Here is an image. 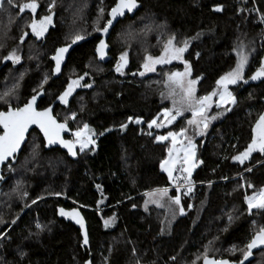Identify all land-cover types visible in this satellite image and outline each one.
<instances>
[{
  "label": "trees",
  "instance_id": "trees-1",
  "mask_svg": "<svg viewBox=\"0 0 264 264\" xmlns=\"http://www.w3.org/2000/svg\"><path fill=\"white\" fill-rule=\"evenodd\" d=\"M51 2L38 0L37 18L49 13ZM138 2L141 7L135 16L126 17L112 30L108 62L94 55L100 37L93 29L99 10L104 9L102 27L115 0H56L54 25L41 39L28 32L27 12L20 14L7 3L0 8V64L13 49L21 53L17 66L9 63L0 69V95L15 86L7 97L15 108L36 94L34 89L42 91L38 108L43 109L58 100L69 79L87 72L81 84L92 86L77 88L68 104L59 102L54 113L67 122L69 139L84 123L97 134L94 147L77 149L76 156L70 157L60 149L45 151L41 136L32 131L21 154L3 168L0 234L7 238L0 239V264H84L88 259L91 264H201L206 246L212 249L210 257L235 262L241 253L229 250L243 248L264 225V212L253 209L249 214L244 201L245 195L264 187V155L253 152L243 164L232 159L250 143L252 128L264 113V80L230 86L237 103L196 140L199 163L190 179L198 185L187 196L181 191L185 215H178L164 231L163 211L147 204L143 194L170 184L160 169L169 144L157 142V131L148 127L169 106L160 98L161 69L138 74L144 56H159L163 43L174 35L175 42H189L184 60L191 66V79L199 77L198 96L211 92L216 80L235 67L234 48L241 43L250 53L247 79L260 66L264 52V0ZM217 6L222 10L215 11ZM6 8L13 12L7 20ZM77 33L87 40L72 44ZM67 45L72 46L67 62L60 77L52 79L51 57ZM125 50L128 64L121 75L115 65ZM181 68L179 63L167 69ZM11 76L13 86L7 82ZM45 76L48 79L41 89L38 86ZM8 106L0 102L1 110ZM187 115L163 132L180 130ZM130 116L142 122H130ZM121 124L127 127L121 129ZM249 182L255 187L249 189ZM60 206L80 208L87 224V245L77 228L57 218ZM105 220L112 224L105 226ZM37 223L46 226L44 230L37 229ZM244 264H264V247L253 249Z\"/></svg>",
  "mask_w": 264,
  "mask_h": 264
},
{
  "label": "snow or ice",
  "instance_id": "snow-or-ice-1",
  "mask_svg": "<svg viewBox=\"0 0 264 264\" xmlns=\"http://www.w3.org/2000/svg\"><path fill=\"white\" fill-rule=\"evenodd\" d=\"M56 0L48 5V15H44L39 19L35 18L38 9V0H26V2L15 3L14 0H7V4L12 7L18 8L20 14H24L25 11H29L32 14L31 23L27 25L31 29L33 35L38 39L47 31L48 26L52 23V9L55 7ZM4 4V0H0V7ZM138 0H116L115 5L111 7L110 11L107 13L108 19L103 23V26H99L100 20L103 19L104 9L99 10V15L97 20L94 22V31L101 33L102 35L109 32V28L113 25V21L117 17H122L125 12L131 13L134 9L138 8ZM215 11H221V7L217 6ZM262 22H264V16L261 17ZM11 18L9 23H11ZM150 30V29H149ZM27 35L24 32L20 36L21 43L24 41V37ZM129 35H131L129 33ZM199 36V34H197ZM85 36L80 33L75 34L72 37V44L77 41L84 40ZM188 40L182 42H175V36H169V38L163 43L162 50L159 56H153L146 54L144 56L143 63L141 64V71L138 72L140 76H144L146 73L155 72L157 65L170 64L172 61L176 60L184 64V71H170L164 73L166 79L164 84L167 91V98L172 100L173 107L163 109V120L158 122V118H153L149 123L148 127L153 126L157 128L167 127V125L172 124L176 121L177 117L183 116L185 112L191 113V119L187 120V125L193 130L194 135H203L205 130L208 128L211 120H215L217 115H210L209 111L213 104L217 108H221L225 105H234L237 103V99L233 94V91L229 89L230 85H238L241 81L243 83H248V80H264V59L261 60L260 66L245 79V68L249 64L250 53L246 51L245 45L239 44L234 51L237 55L236 65L231 68L228 72L224 73L219 79L216 80V88L211 92L198 96L196 93V84L199 77L196 79H191V66L184 60L183 53L187 50ZM182 44V46H180ZM71 45L59 47L56 49L55 54L51 57L55 61V67L53 73H58L61 70V63L65 58V54L68 53ZM108 49V44L105 39L101 38L96 45L95 51L99 59L103 60L107 55L106 50ZM21 57L17 54V50L13 49L7 56L3 57L5 61H11L13 64L19 63ZM128 64V51H122L119 58L117 59L115 65V71L124 75V68ZM136 75L137 73H132ZM23 74H21L22 76ZM89 73L85 72L83 76H79L76 79H69L67 86L64 91L60 93L57 97L61 104L67 105L69 97L73 92L79 87H91V84L84 83L85 76ZM48 77L45 76L41 84L38 86L43 89L44 83L47 82ZM15 88V86H14ZM13 89H10L0 95V102L7 103L9 106L6 111H0V165H3L10 157H14L17 150L20 148L22 142L25 139V134L28 132L32 125H35L43 133L44 139L47 145L59 144L63 148L67 149L68 154L71 156H76L75 149L77 146L79 150L83 152L90 145L94 146L96 140L94 137L97 135L94 129L90 128L87 123H84L82 127L76 128L71 132L73 139H64L62 133L68 132L69 127L67 122H58L57 119L52 114L51 107L39 109L36 107L37 96L41 95V92H36L34 89V94L22 107L13 108L10 101L7 99ZM164 97L165 93H161ZM214 98H216L214 100ZM230 108H225V111H230ZM76 114L72 113V119H75ZM130 122H135L137 124L142 121L140 118L128 117ZM121 129L127 127V124H121ZM106 129L105 131H109ZM188 127H180V130L169 131L166 135L156 136L157 141L171 140V147L167 149L168 157L160 162V168L163 172L167 173L169 182L175 183L176 194L174 196H169L168 188H161L153 190L151 193H145L146 196L154 197L151 201L155 203L158 207H163L160 203L161 197H167L172 203H174L181 214L184 213V207L181 205V190L183 189V195L187 196L193 191V182L190 179L192 176L193 169L197 166L199 161L196 159V144L193 142V137L188 134ZM104 133H100L103 135ZM151 135V133H149ZM259 152L264 155V113L260 114L259 118L256 120L255 125L252 128L251 141L248 143L247 147L239 152L237 155L233 156L234 161H238L243 164L245 160H248L253 152ZM251 171V168L246 169ZM180 173V175H174V173ZM0 179H3L0 176ZM178 181H183L179 183ZM249 189L255 186L252 183H247ZM99 190L100 185H96ZM15 191V189H14ZM27 196V193H23ZM55 195H60V193H55ZM244 201L247 205V210L249 214L252 213L253 209L264 212V187H260L258 190L253 191L251 195H245ZM32 203H36L35 200ZM147 203V201H146ZM80 207H84L81 205ZM190 208L191 205H188ZM60 216L64 218H71L76 224L80 226L81 234L83 236V245L89 243L88 234L85 230L84 218L81 216L80 211L76 208L71 210H65L64 208L58 209ZM232 217L229 216V220ZM16 221L13 220L14 224ZM109 220H105V225L109 224ZM0 223H4L0 219ZM37 229L41 231L44 230L46 226L39 223L36 224ZM7 238L6 235L0 234V239ZM211 243V242H210ZM258 247H264V225H261L257 231L254 232L251 239L244 245L243 248H237L233 246L229 251L235 253L239 251L241 253V259L238 261H229L227 259H216L209 256V251H212L208 246L205 247L203 253V264H244L251 254L252 250ZM21 257L25 255L21 251ZM174 259V258H173Z\"/></svg>",
  "mask_w": 264,
  "mask_h": 264
},
{
  "label": "rangeland",
  "instance_id": "rangeland-1",
  "mask_svg": "<svg viewBox=\"0 0 264 264\" xmlns=\"http://www.w3.org/2000/svg\"><path fill=\"white\" fill-rule=\"evenodd\" d=\"M39 5V4H38ZM26 12L28 13L27 15H26V17H25V20L27 21L26 22V26L29 24V23H31V19L33 18L32 17V14L29 12V11H25V13L24 14H26ZM37 13H39V6H38V9H37V12H36V15H37ZM49 13H47L46 15H48ZM52 14V23L48 26V29L49 28H51L53 25H54V13H51ZM3 15L5 16V19L7 20L8 19V17H7V15H8V8H6L5 9V11H4V13H3ZM36 15H35V18L36 19H39L40 17H42V16H40L39 18H37L36 17ZM44 16V15H43ZM3 23H6V21L5 22H3ZM28 28V27H27ZM48 29H47V31H48ZM47 31L39 38V39H41V38H43L45 35H46V33H47ZM28 32L33 36V37H35L36 39H38L35 35H33L32 34V32H31V29L30 28H28ZM180 46H182V45H180ZM188 48V47H187ZM187 51V50H186ZM186 51L183 53V58H184V55H185V53H186ZM18 53V55L20 56V53L19 52H17ZM9 54V53H8ZM7 53L5 54V56H7L8 55ZM236 58H237V55H236ZM21 62V59H20V61H19V63ZM19 63H16V64H13V65H15V66H17ZM179 63H181V62H179V61H176V60H174V61H172V63H170V64H165V65H157L156 66V71L155 72H150V73H146L145 75H150V74H154V73H156L157 71H158V69H161V74H162V86H161V93L163 92V93H165V96L164 97H162L161 96V93H160V98L162 99V101L163 102H166L167 104H168V106L169 107H167V108H172L173 107V104H172V100L171 99H169V98H167V89H166V87H165V84H164V80L166 79V77H165V75H164V73H166V72H170V71H180V72H183L184 71V64L183 63H181L182 64V68L181 69H179V70H176V69H174V70H172V69H167L170 65H173V64H179ZM248 66V65H247ZM247 66H246V68H247ZM246 68H245V70H246ZM142 70V69H141ZM144 75V76H145ZM13 77L14 76H11V77H9L8 78V80H7V82L9 81L10 83H11V85L13 86V83H12V81H13ZM191 78V77H190ZM9 83V84H10ZM197 83H198V81H197ZM6 86H7V84H6ZM230 86H232V85H230ZM230 86H229V89H230ZM8 88V87H7ZM8 91V90H7ZM196 91H197V84H196ZM5 91H2L1 93L3 94ZM216 98H214V100H215ZM232 105H225V106H223V107H221V108H217L216 106H215V104H213V106L211 107V109H210V111H209V114L210 115H217V113H220L219 115H217V118L215 119V120H211V122L209 123V126H208V128L205 130V132H204V134L203 135H194L193 134V130H192V128L190 127V126H188L187 125V120L188 119H191L192 117H191V113L190 112H185L184 114H183V116H180V117H177V119H176V121H174L172 124H169V125H167V127H162V128H157V127H155V126H153L152 128H150V129H152V130H154V131H157V133H156V136H158V135H166L167 134V132H169V131H165V132H163L164 130H166L170 125H173L174 123H176L179 119H181L182 117H185L186 116V114H188L187 116V119H186V122H185V124H184V127H188V134L190 135V136H192L193 137V142L196 144V140H198V139H200V138H202V137H204L206 134H207V132L209 131V129L211 128V126L214 124V123H216L219 119H221V118H223L224 117V115L227 113V111H225V108H230ZM156 118H158V122L160 121V120H163V110L160 112V115L159 116H157ZM179 131V130H178ZM177 131V132H178ZM71 139H73V137L71 136ZM157 141V140H156ZM157 142H168V144H169V146H168V148L169 147H171V140L169 139V140H166V141H157ZM95 146V145H94ZM94 146H92V145H90L87 149H89V148H91V147H94ZM77 149L79 150V147L77 146ZM87 149H85V150H87ZM84 150V151H85ZM80 151V150H79ZM167 157H168V151H167ZM166 157V158H167ZM198 165V164H197ZM197 167V166H196ZM196 167L193 169V171L196 169ZM161 169V168H160ZM162 171V170H161ZM192 171V172H193ZM163 172V171H162ZM165 173V172H164ZM177 173V172H176ZM166 175H167V173H165ZM168 177V176H167ZM163 188V187H162ZM153 190H156V189H153ZM153 190H151V191H148V192H145V193H151ZM145 193L143 194V196L145 197V200L147 201V204H149L150 206H152L154 209H159V210H162L163 211V216L165 217L164 218V221H163V223H164V231L165 230H167L168 231V229H169V227H170V225L173 223V221L176 219V217L178 216V215H185V212L183 213V214H181L180 213V211H179V208L174 204V203H172L170 200H168L167 199V197H161L160 198V203L163 205V207H158L155 203H153V202H151L153 199H154V197H151V196H146L145 195ZM168 195L169 196H171L170 195V192H168ZM110 222H109V224L107 225V226H110L111 224H112V220H109ZM106 226V225H105Z\"/></svg>",
  "mask_w": 264,
  "mask_h": 264
},
{
  "label": "water",
  "instance_id": "water-1",
  "mask_svg": "<svg viewBox=\"0 0 264 264\" xmlns=\"http://www.w3.org/2000/svg\"><path fill=\"white\" fill-rule=\"evenodd\" d=\"M115 2H116V0H115ZM114 5H115V4H114ZM114 5H113V6H114ZM138 5H139V7L136 8V9H134L131 13L125 12V15H124V16H122V17H117V19L113 21V25L109 28V32H108L107 34L102 35L101 33H99V37H100V39H101V38L105 39V41H106V43H107V42H108V39H109V37H110V34H111L112 30L114 29V27H115L120 21L124 20L126 17H129V18L134 17L135 14L139 11V9H140V7H141V5H140L139 2H138ZM109 11H110V10H109ZM108 18H109V17H108ZM100 39H99V40H100ZM86 40H87V39L81 40V41H79V43H83V42L86 41ZM99 40H98V42H99ZM98 42H97V43H98ZM97 43H96V45H97ZM107 44H108V43H107ZM96 45H95V48H96ZM95 48H94V55L96 56V58H97L98 60L103 61V62H108V61L111 59V57H110V55H109V46H108V49L106 50L107 55L105 56V58H104L103 60H101V59L98 58V56H97V54H96V51H95ZM71 50H72V46L69 48L68 53L65 54V58H64V60H63L62 63H61V70H60V72H58V73H55V74L53 73V69H54V67H55V61H53V60L51 59V61H52V63H53V67H52V79H56V78L60 77V75H61V73H62V70H63V68H64V66H65V64H66V62H67V59H68V56H69ZM54 54H55V52H54ZM54 54H53V55H54ZM262 59H264V52H263V55H262L261 60H262ZM262 81H263V80H256V81L249 80V83H251V84H259V83H261ZM39 92H41L42 94L37 96V100H36V107H37V108H38V104H39L40 100H41L42 97H43V92H42V91H39ZM31 97H32V96H31ZM31 97H30V98H31ZM30 98H29V99H30ZM29 99H28V100H29ZM28 100H27V101H28ZM27 101H26L25 103H27ZM25 103H24V104H25ZM58 103H59V101L57 100V101L51 103L49 106L46 107V108L51 107V109H52V114H53V116H54L55 118H56V116H55V113H54V112H55V107H56V105H57ZM24 104H22L20 107H22ZM43 109H44V108H43ZM6 110H7V109H6ZM6 110H1V111H6ZM38 110H39V108H38ZM56 119H57V118H56ZM57 121H58V122H61V121H59L58 119H57ZM32 131H36V132H38L39 135L41 136V138H42V140H43V143H44V150H45V151H49V150H51V149H60L61 151L65 152L68 156L72 157L71 155L68 154L67 149L63 148V147L60 146L58 143H57V144H52V145H47V144H46V141H45V139H44V135H43V133H42V132L39 130V128H37L35 125H32V126L29 128L28 132L25 134V139H24V141L22 142L20 148H19V149L17 150V152L15 153L14 157H10V158L8 159V161H6L3 165H0V176L3 177V175H4L3 168H4L5 166H8V164H9L10 162H13V161H14V160H15V159L21 154V152H22V150H23L25 144H26L27 141H28V137H29V135H30V133H31ZM0 132H2V129H0ZM69 134H70V131H68V132H64V133H62V136H63L64 139H69V138H68V137H69ZM75 151L77 152V148L75 149ZM2 181H3V179H0V184H1ZM60 208H64V207L60 206V207H57V208H56V216H57V218H58L59 220H63V221H65L66 223H70V224L73 225L75 228H77V229L79 230V232H80L81 241H82V243H83V236H82V234H81L80 226H79L78 224H76L71 218H64V217L60 216L59 213H58V209H60ZM73 208H76L78 211H80L81 216L84 218L83 213H82V211L80 210V208H78V207H73ZM64 209L67 211V210H71L72 208H64ZM84 222H85V230H86V232H87V234H88V231H87V224H86L85 218H84ZM213 258H214V257H213ZM227 260H228V259H227ZM229 261H230V260H229ZM90 262H91L90 259H88L84 264H91ZM201 264H203V260H202Z\"/></svg>",
  "mask_w": 264,
  "mask_h": 264
},
{
  "label": "built area",
  "instance_id": "built-area-1",
  "mask_svg": "<svg viewBox=\"0 0 264 264\" xmlns=\"http://www.w3.org/2000/svg\"><path fill=\"white\" fill-rule=\"evenodd\" d=\"M174 175H180V173H174ZM179 183H183V181H178ZM175 183H177V182H170V184L169 185H167V186H165V187H163V188H168L169 189V192H171V191H175ZM198 184H195V183H193V188L194 187H196ZM158 189H161V188H158ZM181 191H183V189L181 190Z\"/></svg>",
  "mask_w": 264,
  "mask_h": 264
},
{
  "label": "flooded vegetation",
  "instance_id": "flooded-vegetation-1",
  "mask_svg": "<svg viewBox=\"0 0 264 264\" xmlns=\"http://www.w3.org/2000/svg\"><path fill=\"white\" fill-rule=\"evenodd\" d=\"M5 3H7V0H4V4H5ZM4 4H3V5H4ZM0 8H1V7H0ZM9 9H10V8H9ZM11 9H12V8H11ZM12 13H13V12H12L11 10H8V14H9V15H12ZM19 53H20V52H19ZM17 54H18V53H17ZM20 57H21V53H20ZM9 63L12 64V62H11L10 60H9V61H5V60H3L2 63L0 64V69H1L2 67H4L6 64H9ZM5 110H6V109H5ZM0 111H1V109H0Z\"/></svg>",
  "mask_w": 264,
  "mask_h": 264
}]
</instances>
